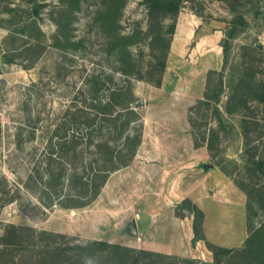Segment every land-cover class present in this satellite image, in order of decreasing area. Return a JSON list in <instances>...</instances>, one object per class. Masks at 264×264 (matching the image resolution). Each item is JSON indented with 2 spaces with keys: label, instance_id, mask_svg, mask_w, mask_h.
<instances>
[{
  "label": "rangeland",
  "instance_id": "374dc122",
  "mask_svg": "<svg viewBox=\"0 0 264 264\" xmlns=\"http://www.w3.org/2000/svg\"><path fill=\"white\" fill-rule=\"evenodd\" d=\"M66 6L61 0H0V27L7 32L0 40V264H33L35 253L48 249L29 230L20 243L6 246L1 239L12 225L64 234L61 241L71 246L105 240L142 249L128 224L149 221L151 203L178 201L198 185L207 242L217 250L223 243L243 250L253 230L264 233V0L183 1L162 83L131 78L138 121L125 127L135 126L142 137L135 159L110 175L95 201L79 208L62 207L70 202L64 197L78 190L66 183L49 191L47 173L61 167L67 175L89 172L106 154L97 147L101 141L113 147L124 142L119 129L133 116L117 106L114 114L121 112L122 119L116 130L92 103L126 85L119 49L111 46L115 33L146 31L149 16L144 0H128L117 31H107L97 20L104 0H82L70 20V40L79 44L63 47L54 17ZM234 10L244 13L249 26L232 42L226 64L222 41ZM131 50L137 65L145 66L146 41L132 42ZM221 81L225 87L217 93ZM206 92L217 98L206 101ZM178 205L176 214L190 213L191 203ZM211 255L198 264L213 263ZM94 259L92 264L107 260ZM221 259L242 264L244 257Z\"/></svg>",
  "mask_w": 264,
  "mask_h": 264
},
{
  "label": "trees",
  "instance_id": "16d2710c",
  "mask_svg": "<svg viewBox=\"0 0 264 264\" xmlns=\"http://www.w3.org/2000/svg\"><path fill=\"white\" fill-rule=\"evenodd\" d=\"M62 3H67V9L59 13V17H54L59 28V36L57 41L60 42V46L68 47L77 46L79 43L71 42L70 30H71V16L74 15L73 11L77 10L82 0H61ZM184 0H144L148 6L149 24L146 31H143L138 27L134 34L117 35V27L121 21V15L123 8L127 5L128 0H104L106 9L103 12L98 13V19L103 21L102 26L108 31H115L112 48H118L119 55V72L126 79V85L110 90L109 98L106 100H99L92 103L102 113V117L105 120L115 123L116 130L118 128L117 121L121 118V112L114 114L115 108L119 106L124 113L123 115H129L130 119L133 116V121H126L123 124L122 131L119 129V135L124 142L120 146L113 147L109 141H101L97 147L106 150L105 155H101L100 158L95 160L98 167L93 168L91 171L84 174L72 173L67 175V168L61 167L59 171H48V190H59L64 185H72L78 191L74 195H66V201L69 203H63L64 208H79L86 207L95 201L105 184L107 183L110 175L129 165L135 159L138 146L141 144L142 137L138 135V129L132 126V130L126 131V127L138 121L133 103L136 100V96L133 93L131 85V78L136 77L141 80L155 83L159 85L162 83L163 75L166 68V61L168 52L171 45V37L175 33L176 20L183 7ZM235 9V6L233 7ZM235 15L233 19L228 23L225 29V38L222 41V47L224 50L225 63L228 64L231 53L232 42L237 39L245 28L249 26V22L244 13H239L234 10ZM259 14V13H258ZM56 18V19H55ZM169 22V23H168ZM31 30L28 29V34ZM145 40L149 48V58L147 64L143 66L138 63L131 50L132 42ZM6 63L12 62L6 57ZM156 73L157 77H156ZM216 71L210 72V77ZM245 82V81H244ZM225 83L220 82L217 93H222ZM213 90L211 82L208 83L207 91ZM205 93L206 101L217 98V94ZM214 92H216L214 90ZM97 93V92H96ZM264 103V96L260 97ZM89 99V98H88ZM218 112V111H217ZM107 117V118H106ZM90 117L87 118L89 120ZM95 123V119L87 122L89 127H92ZM121 131V132H120ZM211 147V143H209ZM54 152H51L53 155ZM52 163H50L51 166ZM257 168L261 169L262 165L259 161L255 162ZM60 194L57 193V196ZM87 198V201H79ZM76 199V200H75ZM184 202L192 204L190 213L194 215V242L198 240H204L209 250L213 253V263L210 261L203 262V264H224L222 256L232 257L235 254H239L244 257L242 264H264V233L263 229L253 230L249 238L246 239L247 246L243 250H233L228 247H220L214 249L207 242L203 231L204 211L193 203L190 199H185ZM51 201L46 206H52ZM264 209V202L261 204ZM178 208L181 205L177 206ZM181 215H184L182 213ZM32 232L31 238L38 241H47L46 251H38L35 253L38 261L33 264H92L96 256L107 258L105 264H180V262H191L193 264L202 263L201 259L185 260L177 255H169L160 252H155L147 249H137L128 247L122 244H114L105 240H94L84 245H67L66 242L61 241L66 236L61 233H54L50 231H36L30 227H17L10 226L2 237L3 243L7 245H16L18 240L23 238V231ZM19 232V233H18ZM21 232V233H20ZM245 241V242H246ZM19 242V241H18ZM20 243V242H19ZM1 251V250H0ZM31 259V258H30ZM37 260V259H36ZM33 262V261H32ZM96 262V261H95ZM12 264H18L16 261H12Z\"/></svg>",
  "mask_w": 264,
  "mask_h": 264
},
{
  "label": "crops",
  "instance_id": "0c3cea01",
  "mask_svg": "<svg viewBox=\"0 0 264 264\" xmlns=\"http://www.w3.org/2000/svg\"><path fill=\"white\" fill-rule=\"evenodd\" d=\"M6 35L7 32L0 27V40H3ZM201 191L203 192V185H198L184 190L183 196L178 201H173L168 197L166 203L160 205L161 207H159V201L157 203H151L152 209L149 221H143V219L138 220V248L180 257L192 256L196 259L208 258L210 260L212 258V251L207 248L205 241L198 240L194 242V215L186 212V214L179 216L175 212L177 205L186 198L191 199L203 210L199 204L202 198L200 195ZM204 214L206 217L205 212ZM205 217L203 230L206 239L209 240L210 235L205 227ZM126 245L132 246L130 244ZM221 246L235 247V245L226 243L221 244Z\"/></svg>",
  "mask_w": 264,
  "mask_h": 264
},
{
  "label": "water",
  "instance_id": "95a60500",
  "mask_svg": "<svg viewBox=\"0 0 264 264\" xmlns=\"http://www.w3.org/2000/svg\"><path fill=\"white\" fill-rule=\"evenodd\" d=\"M3 64H4V58H1L0 59V68L3 67ZM127 230L134 236H138L139 234V230H138V223L137 221L134 219L132 220L128 226H127Z\"/></svg>",
  "mask_w": 264,
  "mask_h": 264
}]
</instances>
